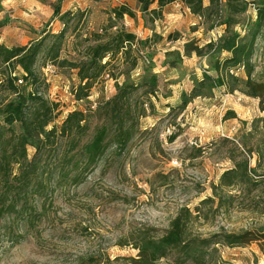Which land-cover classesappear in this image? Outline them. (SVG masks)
I'll list each match as a JSON object with an SVG mask.
<instances>
[{
	"label": "rangeland",
	"instance_id": "374dc122",
	"mask_svg": "<svg viewBox=\"0 0 264 264\" xmlns=\"http://www.w3.org/2000/svg\"><path fill=\"white\" fill-rule=\"evenodd\" d=\"M40 1L50 9L57 3ZM130 2L127 7L134 10L133 25L125 22L129 17L116 25L131 33L140 20L139 43L132 47L125 62L118 56L94 79L86 99L74 98L79 79L70 64L85 59L86 49L95 44L91 35L108 26L110 0H85V6L79 9L84 12L82 18L71 17L66 26L59 62L43 65L39 60L35 69L44 82L39 86V95L57 106V116L48 128L59 127L70 111L93 109L111 98L116 83L135 81L145 72L155 75L157 92L145 99L146 116L139 119L138 133L122 156L106 154L82 184L55 188L47 199L36 202L41 217L33 224L17 225L8 218L0 219V264H78L94 257L100 264H127L125 260L137 253L128 244L134 231H163L181 207L193 212L201 201L212 196L211 185H217L220 175L232 167L228 159L231 144L242 151L238 144L241 141L255 147L264 137L260 130L252 131V122L264 116L258 100L239 92L227 94L216 89L180 109L181 94L188 93L192 81L199 80L207 68L204 58L183 56L184 43L194 39L203 44L216 39L222 28L206 32L198 23L189 25L183 5L167 8L165 14L177 18L165 23L163 9L158 18L140 12L138 16L136 1L135 6ZM15 4V0H0V42L6 46L24 45L43 32L56 34L63 29L61 22L51 24L53 17L44 14L40 16L45 22L35 24L36 28L29 26L21 19L24 12L32 13ZM244 17L254 19V7L249 6ZM260 54L259 50L255 55L258 72L264 71V56ZM133 62L137 65L131 70ZM46 66L51 69L46 70ZM15 73L21 75L19 70ZM9 99L0 92V109ZM13 130L19 132L17 127ZM229 138L235 143L222 141ZM27 153L30 158L33 149L28 148ZM252 157L253 167L255 156ZM201 209L205 214L207 208ZM192 229L202 236L220 229L233 234L252 231L264 235V214L244 211L236 202L227 212L208 213L207 220L195 222ZM259 247L257 242L244 247L218 246V264H264Z\"/></svg>",
	"mask_w": 264,
	"mask_h": 264
},
{
	"label": "trees",
	"instance_id": "16d2710c",
	"mask_svg": "<svg viewBox=\"0 0 264 264\" xmlns=\"http://www.w3.org/2000/svg\"><path fill=\"white\" fill-rule=\"evenodd\" d=\"M135 1L142 15L149 13L156 18L164 7L180 1L192 16L199 18L206 32L222 28L216 39L203 44L194 39L184 43L183 56L204 58L207 68L202 70L199 80L192 81L189 92L181 94V110L193 99L222 89L227 94L239 92L257 99L259 110L264 113V71H256L255 57L259 50L264 56V0ZM60 3L57 0L52 6L53 18L63 26L58 33L43 32L24 45L6 46L0 42V92L10 97L0 109V129H3L0 132V219L8 218L17 225H31L40 219L36 202L47 199L55 188L82 184L109 152L114 157L122 156L138 133L139 119L146 116L145 99L154 97L158 88L157 77L145 72L135 81L116 83L115 94L93 109L70 111L59 127L48 128L57 116V106L39 95V86L44 82L35 68L39 60L43 65L59 62L69 19L84 15L79 9L61 13ZM154 5L155 9H151ZM249 6L255 9L254 19L244 17ZM124 16L134 18L135 15L127 5L113 8L108 26L101 33L91 35L95 44L86 49L85 59L70 64L77 70L79 79L74 96L77 101L88 97L94 79L118 56L125 62L132 46L139 43L135 34L116 25ZM136 65L133 62L131 70ZM229 114L234 117V113ZM14 127L19 130L17 134ZM252 127L253 132L264 133V116L255 119ZM173 138L174 135L168 140L171 142ZM222 141L235 143L230 138ZM238 144L242 151L231 144L228 159L232 167L220 175L217 185H211V197L201 201L193 212L181 207L168 229L142 228L131 234L132 242L128 244L137 253L125 260L127 264L163 261L218 264V246L244 247L253 242L259 244L264 255L263 234L252 231L233 234L220 229L202 236L194 234L192 229L195 222L206 221L208 213L227 212L236 202L244 211L264 214V137L255 147L244 141ZM28 148L33 149L30 158ZM202 207L207 208L205 214ZM78 264H100V261L94 257L80 260Z\"/></svg>",
	"mask_w": 264,
	"mask_h": 264
},
{
	"label": "crops",
	"instance_id": "0c3cea01",
	"mask_svg": "<svg viewBox=\"0 0 264 264\" xmlns=\"http://www.w3.org/2000/svg\"><path fill=\"white\" fill-rule=\"evenodd\" d=\"M48 1L54 2L55 0H48ZM110 1H111L112 9L115 7H119L121 5L130 6V4H131L130 0H110ZM131 1H132L133 5L135 6V0H131ZM15 3H16L15 7H22L24 9H27V11H30V13H32V14H29L28 12H24L23 16H22L23 18L21 19L24 22H28L29 26L34 27L35 24H37L36 26H38L39 25L38 23L40 21L45 22L44 21L45 18H42L40 16V14H44L45 17H47V18L53 17V10L50 9L49 7L46 8L45 6H43L45 4L43 2H41L40 0H15ZM173 5L178 7V6H182V3L180 1H176L172 5H168V6L164 7L163 8L164 14L166 12V9L172 8ZM84 6H85V0H61L60 10H61V13H64L66 10L67 11L68 10L73 11L76 9L81 10V8ZM155 6L156 5L152 6L151 9H155ZM32 10H34V12H31ZM37 10H40V11H37ZM136 10H137L138 16H140L138 8ZM132 11L134 12V10H132ZM183 11L187 15V20L189 22V25L194 26L197 23L198 24L200 23L199 18L192 16L186 8H183ZM165 16H167V18L165 19V23H170V22H172V20H174V18H177V16H175L174 14H165ZM39 17H41V19ZM124 17L126 18V16H124ZM132 19L133 18H128V20H125V22L129 25H133ZM56 20H57L56 18H52L51 24L54 23ZM137 24H138L137 28L135 30H131V33L135 34L136 36H140L141 35L140 28H142V25H140V20H139V23H137ZM34 28H36V27H34Z\"/></svg>",
	"mask_w": 264,
	"mask_h": 264
},
{
	"label": "built area",
	"instance_id": "2783aa9c",
	"mask_svg": "<svg viewBox=\"0 0 264 264\" xmlns=\"http://www.w3.org/2000/svg\"><path fill=\"white\" fill-rule=\"evenodd\" d=\"M135 37H136V39H137V38H140V36H136V35H135ZM137 40H138V39H137ZM132 47H135V46H132ZM50 69H51L50 66H46V70H50ZM18 83H20V81H18Z\"/></svg>",
	"mask_w": 264,
	"mask_h": 264
}]
</instances>
